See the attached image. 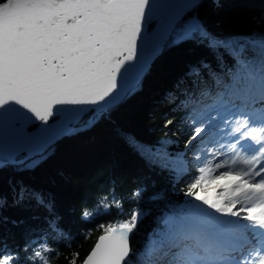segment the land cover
I'll use <instances>...</instances> for the list:
<instances>
[{
    "label": "snow or ice",
    "instance_id": "obj_1",
    "mask_svg": "<svg viewBox=\"0 0 264 264\" xmlns=\"http://www.w3.org/2000/svg\"><path fill=\"white\" fill-rule=\"evenodd\" d=\"M200 6V0L180 5L190 19L181 38L199 40L214 55L220 54L215 66L202 62L190 70L193 87L202 76L212 79L213 90L200 93L210 102L197 109L187 103V90L183 99L177 93L168 102L183 110L184 117L163 120L165 128L183 124L179 135L197 161L196 174L183 191L189 199L169 202L157 229L136 250L131 239L141 222L140 210L99 225L104 234L82 264H264V33L259 37L261 56L256 58L247 44L209 33L195 15ZM157 7L153 0H0V126L17 138L11 152L0 153V169L19 166L25 158L30 141L24 126L33 120L42 125L41 146H46L50 118L60 111L56 106H86L79 110L85 117L105 118L124 94L122 80L135 67ZM176 22V17L167 21L161 39L175 35ZM225 56L232 63L220 69ZM222 133L234 139L226 145L227 152L217 153L208 145ZM154 159L173 171L178 183L187 174V169ZM141 195L139 188L132 193L133 199ZM153 199L163 200L165 194ZM25 200L44 208L51 218L49 229L59 230L51 200L17 188L13 203L19 206ZM7 206L0 195V209ZM113 208L123 214L120 200L104 197L95 212L86 209L81 216L89 220ZM6 222L0 216V223ZM59 255L47 241L13 247L0 239V264H51ZM78 259L79 253H73L68 264Z\"/></svg>",
    "mask_w": 264,
    "mask_h": 264
},
{
    "label": "trees",
    "instance_id": "obj_2",
    "mask_svg": "<svg viewBox=\"0 0 264 264\" xmlns=\"http://www.w3.org/2000/svg\"><path fill=\"white\" fill-rule=\"evenodd\" d=\"M200 4L195 15L209 33L219 40L247 44L249 54L261 56L259 37L264 33L261 23L264 0H200ZM189 22L187 13L177 27ZM176 34L166 42L141 87L109 110L105 118L86 131L64 137L23 166L0 169V195L8 202L7 207L0 209V216L7 218L6 223H0V239L13 247L26 243L34 247L47 241L60 251L51 264H68L73 253H79L77 264H82L96 238L103 233L99 225L116 223L126 219L131 210H140L141 222L131 239L136 250L157 229L169 202L179 204L189 199L183 196V191L196 174L197 161L188 168L185 159L193 153L190 148L185 149L184 137L179 135L183 124L165 128L163 120L167 117L176 122L184 117L183 110L168 102L177 93L183 99L187 90L190 97L187 103H194L197 109L210 102L200 93L213 90L212 79L202 76L193 87L189 83L190 70L202 62L215 66L220 54L214 55L199 40L176 41ZM231 63L225 56L220 69ZM193 95L195 101L191 100ZM208 146L214 147L215 143ZM154 157L172 168L187 169V174L178 183L176 174L158 166ZM19 187L42 193L53 202L52 215L56 217L58 231L49 229L50 214L35 201L25 200L19 206L13 203ZM138 188L142 195L133 199L132 193ZM157 193L165 194V199H153ZM104 197L120 200L123 214L113 208L110 213L84 220L82 211L95 212Z\"/></svg>",
    "mask_w": 264,
    "mask_h": 264
},
{
    "label": "water",
    "instance_id": "obj_3",
    "mask_svg": "<svg viewBox=\"0 0 264 264\" xmlns=\"http://www.w3.org/2000/svg\"><path fill=\"white\" fill-rule=\"evenodd\" d=\"M153 2H156L155 4L158 5V7L155 9L152 18V20H155V24L149 31L145 33L147 39L144 41L141 49V54L138 57V60L140 58L145 57L143 60V64H141L142 60L138 61V65H137L138 69L134 70L131 77L126 76L127 79L122 80L123 90L125 88L128 89L132 87L135 83H137L140 77L142 76V74L145 72V70L149 66H151V63L162 52V48L165 42L168 41L171 37V36L165 37L164 39L160 38L161 34L164 32L167 21L172 19L173 17H176L177 22H179L183 18V16L187 14V11L182 10L180 7V5L186 3L187 0H153ZM141 68L143 69L142 71ZM128 79L131 80L130 86L126 84ZM126 89L124 90V94L121 95L120 99H118L116 103L113 105L120 103L119 101H121L124 95L126 94ZM56 107L60 109L58 113L62 117L61 119L55 120L50 123V127L52 129V132L50 133L51 138L50 140L47 141L45 147L41 146L42 144L45 143V140L41 136V132H40V128L42 127V125L39 124L37 128L29 132L27 131V127H29L31 124H27L24 126V133L26 134L30 142L27 144L25 158L21 161L19 166L23 165L30 158L40 155L45 150H47L51 145H54L56 142L62 140L63 137H68L74 134H78L85 131L86 129H89L98 120L97 119L93 121L92 119H89L88 124L85 123L77 124L81 115L83 114L79 110L80 108L86 106L65 105L62 106L63 108L59 106ZM16 127L18 129L20 125L17 124ZM16 142H17L16 134L11 129H8L7 132H5L3 127L0 126V153H3L6 149L9 152H11ZM103 234L104 233H101L96 238L93 246L91 247L87 255L84 257L83 261L86 259V257L90 254V252L94 248L95 244L98 241V238Z\"/></svg>",
    "mask_w": 264,
    "mask_h": 264
},
{
    "label": "flooded vegetation",
    "instance_id": "obj_4",
    "mask_svg": "<svg viewBox=\"0 0 264 264\" xmlns=\"http://www.w3.org/2000/svg\"><path fill=\"white\" fill-rule=\"evenodd\" d=\"M154 3H156V2H154ZM178 23V22H177ZM177 23H176V25H177ZM154 24H155V20H152V21H150L149 23H148V25H147V28H148V31L154 26ZM177 33V32H176ZM175 33V34H176ZM167 42V41H166ZM166 42H165V44H164V46H163V48H162V52L164 51V49H165V47H166ZM143 43H144V41H143ZM143 45V44H142ZM162 52L159 54V55H161L162 54ZM159 55L156 57V59L159 57ZM145 58V57H144ZM144 58H140L139 60H137L136 61V63H135V67H133L132 68V70H130L128 73H127V75L126 76H129V77H131V75L133 74V72H134V70L135 69H138L137 68V65H138V61H141L142 60V63L141 64H143V60H144ZM155 59V60H156ZM155 60L151 63V66L153 65V63L155 62ZM151 66H149L146 70H145V72L142 74V76L140 77V79L138 80V82H137V84L135 85V86H132V88H128V90H127V92H126V94L124 95V97L122 98V100H121V102L122 101H124L127 97H128V95L131 93V92H133L134 90H136V89H138V88H140L141 87V83H142V81H143V79H145V77L147 76V74H148V71H149V69L151 68ZM124 77L123 79H127V77ZM129 81H130V83H129ZM126 84L127 85H129L130 86V84H131V80H129L128 79V81L126 82ZM124 89V90H125ZM120 104V103H119ZM118 104H116V106H117ZM114 106L115 105H112V107L109 109V110H111L112 108H114ZM59 107H62V106H59ZM63 108V107H62ZM30 115V114H29ZM61 115L57 112V114L54 116V117H52V118H50V123L51 122H53V121H55V120H58V119H61ZM84 119H87V120H89V119H92L91 118V116H87V117H85V115L84 114H82L81 115V117H80V119H79V121L77 122V124H82L81 122L84 120ZM40 124V122L39 121H35V120H33V123H31V125L29 126V127H27V131L29 132V131H32L33 129H35V128H37L38 127V125ZM64 138V137H63ZM53 145H51L47 150H45L43 153H46L51 147H52ZM20 166H23V165H20Z\"/></svg>",
    "mask_w": 264,
    "mask_h": 264
},
{
    "label": "rangeland",
    "instance_id": "obj_5",
    "mask_svg": "<svg viewBox=\"0 0 264 264\" xmlns=\"http://www.w3.org/2000/svg\"><path fill=\"white\" fill-rule=\"evenodd\" d=\"M184 17V16H183ZM187 25V23H185V25L184 26H186ZM184 26H182L183 28H184ZM182 27H177L176 26V32H177V34H176V36H175V40L177 41V40H179L180 38H181V35H182V32H183V28ZM182 28V31L180 32L179 31V29H181ZM173 36V35H172ZM137 83H135L133 86H135ZM130 88H132V87H130ZM129 88V89H130ZM128 90V89H127ZM127 90H126V92H127ZM112 107V106H111ZM225 131H227V130H225ZM234 139V137L232 136V135H224L223 133L222 134H220V135H218V136H216V138H215V140H214V143H215V149H216V151H217V153H219V152H221V151H224V152H227L228 150H227V147H226V145L228 144V143H230L232 140ZM222 145H223V147H222ZM223 158H226V157H221V159H223ZM186 160V163H187V166H188V168L190 169V167L193 165V163H194V159H193V155L192 154H190V155H188L187 156V158L185 159ZM27 162V161H26ZM30 163H32V162H30Z\"/></svg>",
    "mask_w": 264,
    "mask_h": 264
},
{
    "label": "bare ground",
    "instance_id": "obj_6",
    "mask_svg": "<svg viewBox=\"0 0 264 264\" xmlns=\"http://www.w3.org/2000/svg\"><path fill=\"white\" fill-rule=\"evenodd\" d=\"M138 89H139V88H138ZM119 102H120V103H122L123 101H122V102H121V101H119ZM118 104H119V103H118ZM98 120H100V119H98ZM98 120H97V121H98Z\"/></svg>",
    "mask_w": 264,
    "mask_h": 264
}]
</instances>
